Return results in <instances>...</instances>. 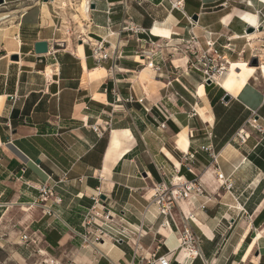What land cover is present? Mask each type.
Listing matches in <instances>:
<instances>
[{"label": "crops", "instance_id": "obj_1", "mask_svg": "<svg viewBox=\"0 0 264 264\" xmlns=\"http://www.w3.org/2000/svg\"><path fill=\"white\" fill-rule=\"evenodd\" d=\"M91 1L81 16L80 0H2L0 10L12 7L0 21L5 259L264 264V75L239 64L240 32L203 24L213 13L203 0ZM195 15L191 27L186 18ZM123 25L138 31L121 33ZM228 33L217 49V37ZM193 36L200 46L213 44L209 54L215 48L223 65L232 64L222 85L204 82L190 55L178 52ZM38 42L47 43L46 54H35ZM100 42L107 59L92 55ZM172 178L198 182L203 191L188 193L170 219L150 197L154 185ZM41 185L60 202L41 201ZM107 212L115 231L104 229L95 242V224ZM87 215L95 222L89 227ZM184 227L199 240L200 255L192 259L179 251L176 229ZM23 234L35 244L21 243Z\"/></svg>", "mask_w": 264, "mask_h": 264}, {"label": "built area", "instance_id": "obj_2", "mask_svg": "<svg viewBox=\"0 0 264 264\" xmlns=\"http://www.w3.org/2000/svg\"><path fill=\"white\" fill-rule=\"evenodd\" d=\"M91 0H87L86 1V10L90 9V5H91ZM130 31L132 33H136L138 30L135 29L132 25H123L120 28V32H127ZM197 41L195 39V37L193 36L191 38V43L190 46L188 48H186V52L190 55V56H195L197 51H198V47H197ZM207 50L205 53L202 54L201 56V60L196 61V63H192L190 62V65L192 66V68L196 71H200L202 73L203 76V81L207 82L208 80L212 83L213 81H215L214 77L216 74H220V71H224L223 68H220V70L215 73L213 71L212 65H213V60L209 59L208 54H209V50L210 48L213 46V44L207 43ZM143 55V53H141ZM92 55L98 57L99 59L103 60V59H107L108 58V53L106 51V49L103 47V43H97L94 44L92 46ZM264 56H259L258 58H262ZM200 66L199 69L198 67ZM252 128L254 129H258L259 127L257 126H252ZM94 131H96V129H93ZM242 133V131H241ZM243 134V133H242ZM238 138L240 140V142L244 141V137H241V134H238ZM202 150H204L205 152L209 153L212 156L213 162L214 164H216L215 161V156L212 154V151L210 148L208 147H202ZM191 157V156H189ZM184 160H187L186 157L184 156ZM217 180L218 181H222V185H224V187H229V185H226V181H223L222 175L221 174H216ZM39 192V199L41 201L46 200L48 198H53L55 203H59L60 199L54 196V192L51 188H49L46 185H41L38 189ZM196 195L202 194V186L198 183V182H189V183H185L182 182L180 179L174 180V178H172L171 182L169 183H165L164 181L154 185L151 188V197H150V204L154 205L157 213L163 217H169L170 219H173V211L174 209H176L178 207L179 202L182 201V199L186 198V195L188 193L193 192ZM98 204V199H94V205ZM36 206L35 201L32 202L30 204V208ZM102 210L105 211V209L102 207ZM104 220L102 221V224L99 226L97 224H95V222L93 221V217L91 215H87V217L85 218V225L87 227H89V225L91 223L95 224L96 226H98V234L94 235V241L98 242L99 240H101V236H103L104 234V229H108L110 231H115L113 227L110 226V223H108L107 221L110 220V215L108 214V212L106 214H104L103 216ZM178 231V237H179V251H185V257L187 259H192L195 258L197 256L200 255L199 253V249H198V243L199 240L197 237H195L192 233H190V231L184 227L182 230H178V228L176 229ZM121 237H127L128 233L124 228L120 229V232L118 233ZM139 235V234H138ZM84 242H88V239L83 237ZM20 242L21 243H29V244H35V237H30L29 235L23 234L20 237ZM174 256V260L177 259L176 255ZM157 264H169L170 262L165 258V257H159L158 259H156Z\"/></svg>", "mask_w": 264, "mask_h": 264}, {"label": "rangeland", "instance_id": "obj_3", "mask_svg": "<svg viewBox=\"0 0 264 264\" xmlns=\"http://www.w3.org/2000/svg\"><path fill=\"white\" fill-rule=\"evenodd\" d=\"M203 1L205 2L203 4L205 11L213 12L208 16L209 19L207 18V20L203 21V24L209 25L212 29L218 32H220V30H223L225 32V29L227 30V27L230 25L228 29L240 32L239 36L241 38L239 37L236 43L239 48L238 53L241 54L244 59V61H238L239 64L242 65L241 67L243 69H246L247 67L258 68L260 64L264 65V57L258 58L259 56H264V51H263L264 50V16L262 14V12L264 13V11L263 8H261V5L257 4L258 1L264 4V0H203ZM81 3L84 5L85 1H82ZM1 5L2 4H0V6ZM11 9L12 7H6L4 10H0V21L1 19L7 17L6 15L8 14V11ZM67 9L68 8H66V10ZM73 10L71 11L73 12ZM77 11H78V7H77ZM230 18L232 19V21H234L232 25H231V21L230 23L226 21ZM186 19L191 27L195 26L193 22L196 23L197 20L194 21L190 17H187ZM229 35L230 34L228 33L226 36L217 37L218 39H220L218 42H214V45L216 46L217 49H221V47H219L217 43H220V46H226L227 44L226 37H230ZM248 35H253L254 37L249 40L247 38ZM224 41H226V43H224ZM189 46L190 45H187V47H185L182 50L181 49L178 50V52L180 53L181 51H185L183 53L188 54L186 52V48H188ZM197 47H198L197 48L198 51L196 55L190 56L192 63H196V61L201 60L200 58L202 54L205 53L207 50V46L205 47V44L203 45L202 43L201 46L197 44ZM211 55H215L216 58H214ZM217 55L218 54L215 48L214 51L208 54L209 59L213 60L212 68L215 73H217L220 70V68L227 66V65H223L224 60L219 58ZM249 55H251V58L247 59ZM253 60L256 61L257 63L256 65H254V63L252 62ZM198 68L202 69L200 68V66ZM221 72L222 71H220V73ZM217 76L218 74L215 75V77ZM0 247H2L0 248V264H18V261L16 260H10V259L6 260L5 258L7 253L3 252L5 250V247L4 246H0ZM47 263H50V261H48ZM29 264H44V262L42 261V259H40L39 256H36L35 261Z\"/></svg>", "mask_w": 264, "mask_h": 264}, {"label": "bare ground", "instance_id": "obj_4", "mask_svg": "<svg viewBox=\"0 0 264 264\" xmlns=\"http://www.w3.org/2000/svg\"><path fill=\"white\" fill-rule=\"evenodd\" d=\"M82 1H85V4L83 5L81 2ZM78 12L81 13V15L83 16V10H84V13H85V10H86V0H80V4H78ZM257 19V17H256ZM258 28V26H257ZM152 33L154 35H162L158 30H153ZM233 37V35H232ZM254 36L253 35H248L247 38L250 40L252 39ZM237 39V38H235ZM19 42V41H18ZM139 59V58H138ZM224 72H221L217 77H214L215 78V81L217 82L218 85H222L225 77L229 74H231V70H232V64L230 62H227V66L223 68ZM250 71L252 72H256L258 71L260 75H264V65L260 64L258 66V68H249ZM239 80V79H238ZM182 256L184 257L185 256V251H182Z\"/></svg>", "mask_w": 264, "mask_h": 264}, {"label": "water", "instance_id": "obj_5", "mask_svg": "<svg viewBox=\"0 0 264 264\" xmlns=\"http://www.w3.org/2000/svg\"><path fill=\"white\" fill-rule=\"evenodd\" d=\"M2 3V0H0V4ZM94 7L92 6V9H93ZM192 19L194 20V21H196L197 20V17L196 16H194V17H192ZM34 52H35V54H37V55H43V54H46L48 51H47V43H45V42H38V43H35L34 44ZM253 63H254V65H256L257 63H256V61L255 60H253L252 61ZM207 84H211V82L208 80L207 82H206ZM228 99H229V97L227 96V95H225L224 96V101H228ZM104 197H102V199H103Z\"/></svg>", "mask_w": 264, "mask_h": 264}]
</instances>
